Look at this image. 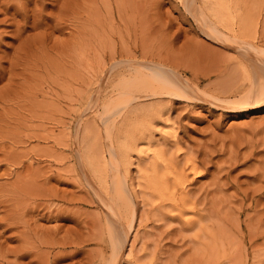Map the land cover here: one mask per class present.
Masks as SVG:
<instances>
[{"label": "rangeland", "instance_id": "obj_1", "mask_svg": "<svg viewBox=\"0 0 264 264\" xmlns=\"http://www.w3.org/2000/svg\"><path fill=\"white\" fill-rule=\"evenodd\" d=\"M202 23L185 0H0V264H106L111 246L108 236L102 241L101 209L87 184L96 179L95 192H110L105 179L115 170L117 142L109 140L142 109L108 135L102 105H115L109 95L128 92L134 76L152 81L161 65L173 72L170 79L223 93L222 64L232 51L210 39ZM90 91L98 95L97 111L85 110ZM158 92L162 101L149 98L141 107L161 102L166 113L182 116L177 134L204 161L193 186L208 196L213 218L245 231L250 254L263 251L242 263L205 257L195 232L177 225L153 231L140 209L133 235L140 236L141 264H264V107L235 116ZM144 231L156 232L155 243Z\"/></svg>", "mask_w": 264, "mask_h": 264}, {"label": "bare ground", "instance_id": "obj_2", "mask_svg": "<svg viewBox=\"0 0 264 264\" xmlns=\"http://www.w3.org/2000/svg\"><path fill=\"white\" fill-rule=\"evenodd\" d=\"M259 1L261 3L260 9L257 6ZM185 2L191 6V10L197 18L205 22V24L202 23L205 34L232 51L228 56L223 53L226 58L223 60L222 66L224 71L228 72V76L223 83L221 82L222 86L221 83L220 86L217 85L218 88L222 87L219 90L221 89L223 93L216 94L217 91L213 90L216 86L211 87L213 90L211 93L204 91V89L200 90L198 85L195 87L178 76L170 79L173 72H170L167 66L161 65L158 69L166 70V74L159 71L157 73L158 69H154L156 73H154V78L152 77L154 82L151 81V77L149 74L147 75V72L145 74L147 78L145 79L134 76L133 81L130 79V82L125 84L128 92H125V88L122 89L125 92L124 94L121 93L116 96L115 92L109 95V97L115 99V105V102L111 104V101L108 102L110 105L107 102V105L105 103L101 104V109L104 108L105 110L102 113H105L102 119L108 135L112 134L114 128L116 129L121 122L120 119L124 120L125 117L123 116L128 113L133 115V112L142 109L136 120L130 122L129 127L121 131L120 134L118 133L119 135L110 136L111 139L108 136V139H110L109 144L115 146L114 143L117 142L114 156L116 157L115 170L111 171L109 179H105L107 183L105 185L110 192L105 193L103 190V194L95 192V186L98 183L96 181L97 183L94 184L96 179L89 180V184H87L93 188L94 196H96V199H94L101 209V219L98 227L101 229L102 241L106 243V236H108L111 246V256L109 260H105L106 264H141V256L136 255L138 252L135 253L137 246L135 241L140 236L138 237L139 233L137 232L133 235V231L137 228H135V222L139 221L140 209L142 215H145V219L154 221L152 230L159 229L161 226H165V228L170 226L173 230V226L177 225L182 231L195 232V241L199 244L202 255L205 257L219 256L230 262L241 261L242 263L245 262L247 257L256 253L250 254L243 248L247 241L246 232L241 230V232H238L225 222L219 224L213 218V212L211 211V213L208 210V196L200 194L198 188L194 189L196 179L203 174L204 161L201 160L200 155L185 149L177 134L176 128H178L182 116H173L171 113H166V105L163 106L161 102L152 103L142 108L141 101L153 97L162 101L163 92L158 91H164L167 95L170 94L175 97V100L184 99L205 103L210 108L220 110L222 113L233 112L235 116L240 115L242 112L264 107V0H185ZM197 6L203 7L205 11L196 10ZM230 21L237 23L229 25ZM223 54L221 55L223 56ZM121 63H124V61ZM152 65L149 64L150 67ZM103 73L105 74L106 71ZM137 73L139 74V72ZM109 74L111 75V72ZM97 78L95 81L98 82ZM114 85L116 86V84ZM172 99L174 98H171V101ZM83 100L85 110L92 112L97 111L100 107L97 102L98 95L94 91H90L89 95ZM171 106L173 105L171 104ZM171 106H169V111ZM94 138L92 137L87 143L94 142ZM99 155L92 154L90 158L92 161L98 160L101 158ZM236 155L234 158H236ZM263 164L261 165L263 166ZM131 169L136 170L137 178L133 176ZM261 177L258 176L259 179ZM136 182L137 186L141 188L138 193L135 191ZM138 228L140 229V225H138ZM155 233H146L147 239H152L151 244L152 241L155 243ZM251 239H253L252 236ZM147 245L150 246V243L146 244L144 250L147 249ZM156 246L158 247V245ZM258 251L257 255L261 254L263 250L260 253Z\"/></svg>", "mask_w": 264, "mask_h": 264}]
</instances>
